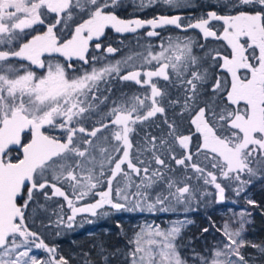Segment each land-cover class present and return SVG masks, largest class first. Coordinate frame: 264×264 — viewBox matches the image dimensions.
<instances>
[{"label": "snow or ice", "instance_id": "snow-or-ice-1", "mask_svg": "<svg viewBox=\"0 0 264 264\" xmlns=\"http://www.w3.org/2000/svg\"><path fill=\"white\" fill-rule=\"evenodd\" d=\"M162 2L190 6L189 0ZM118 3L0 0V264H70L28 223L29 213L48 211L47 202L56 197L71 213L65 219L61 204L59 214L53 213L56 224L71 229L78 214L96 216L105 206L169 212L184 205L187 212L201 181L214 186L223 201L226 186L219 181L236 184L239 195L253 178H264V0H224L228 14L209 11L187 25L179 15L121 19ZM49 17L54 23L46 31L14 46ZM213 22L222 24L217 28ZM145 26L153 29L149 37L168 26L198 29L205 42L213 38L221 46L205 50L206 43L197 45L191 37L169 36L158 52L149 46L114 63H100L97 56L90 61V50L102 48L107 28L135 33ZM197 46L203 55L195 53ZM117 51L106 48L108 54ZM31 66L44 71L37 74ZM115 81L139 90L113 98L112 88L101 85ZM87 197L98 198L77 206ZM247 203L256 206L254 200ZM248 216L241 211L225 220L216 229L221 239L206 256L198 254L200 264H248L241 251L246 246L264 253L244 239ZM190 223L173 221L167 229L143 225L128 240L126 264H186L176 238ZM98 247L107 262L105 249ZM83 255V264H92Z\"/></svg>", "mask_w": 264, "mask_h": 264}, {"label": "rangeland", "instance_id": "rangeland-1", "mask_svg": "<svg viewBox=\"0 0 264 264\" xmlns=\"http://www.w3.org/2000/svg\"><path fill=\"white\" fill-rule=\"evenodd\" d=\"M224 2V1H223ZM199 3V2H198ZM200 5L203 3H207L208 5H211L214 3V0H200ZM199 4L192 5L188 8V10H193L195 7L196 13H194L192 16H187V18L182 13H175L173 15H167V16H174L179 15L182 17L181 24L187 25L188 23H194L197 19H199L203 14L200 11ZM210 7V6H209ZM185 8V7H184ZM187 9V7H186ZM189 13V12H188ZM187 13V14H188ZM117 15V14H116ZM161 16V15H159ZM121 19H124L120 17ZM52 23H54V19L49 17ZM129 19H136V18H129ZM151 19V18H150ZM75 23L78 22V19L74 21ZM47 24L45 22V26L47 27ZM213 24L216 25L217 28H219L220 24L222 22H213ZM73 21L69 22V26H72ZM62 27V26H61ZM149 26H145L144 28L138 29L135 33L127 32V33H117L114 29L107 28L105 30V35L101 40L102 43V49L100 51L93 49L90 50V56L89 59L91 61L92 56H97L101 58L100 63H108L112 62L114 63L116 60H120L122 57L128 55L130 52H146L148 50L149 46H151V50L154 52H158L160 50L159 45L161 42H166L167 38L169 36L176 38V37H184L189 36L199 45V42L202 33L198 29H188L187 31H184L181 28H176L175 26H168L164 29L157 28L155 31L159 33L158 36H151L149 37L147 35L148 31H152ZM108 31H112L114 33L113 38L107 36L111 35L108 34ZM166 32V33H165ZM37 34V33H35ZM34 34V35H35ZM117 35L122 36H132L137 39V37H140L139 44H134L133 40L129 41L130 44H127V39H119L117 38ZM137 36V37H136ZM145 37V38H143ZM31 38V37H30ZM29 38V39H30ZM157 41H153V39ZM139 39V38H138ZM110 42L113 46V48H116L118 51L114 54H108L105 49L106 43L104 42ZM214 39L209 38L207 42H201L206 43L208 49H218L216 43L214 44ZM19 43H23L19 40ZM18 43V44H19ZM142 43V45H140ZM221 43V42H220ZM108 46V45H107ZM104 48V49H103ZM7 50V49H4ZM131 50V51H130ZM195 53L197 54V51L200 55L203 54V52L200 51L199 47L194 48ZM54 59H59L61 62H65L64 58L56 56ZM13 63H23L25 67H27L28 62H17L13 61ZM77 67H80V62H75ZM208 63H211V61H208ZM85 68L89 67L87 65L84 66ZM29 70L36 71L37 74H41L44 70L38 69L36 66H31ZM220 74V73H217ZM117 82V81H116ZM114 83V82H113ZM101 85V87H111L112 85ZM124 83V82H122ZM130 85L133 84L131 82H127ZM119 85V84H118ZM134 86V85H131ZM122 91L121 93H133L139 90V86H136L133 88V91H129L127 89V86L121 87ZM114 89V88H113ZM115 92L111 93L114 95ZM186 134V133H185ZM196 141L194 139L193 145H195ZM192 151H195V147H192ZM203 159V157H201ZM247 179V177L245 178ZM222 183V186H226L225 188V199L223 201H219L217 190L214 188V186L203 185L202 181L198 188L200 191V199H194L191 203L190 210L185 211L184 205H178L176 208V211H169V212H160V211H128V210H120L117 211L115 209H112L110 206H105L104 209L98 210V214L96 216L91 215L90 213H82L78 214L75 218V221L73 222V227L71 229L66 228L65 226H57L55 218L57 219V215L53 213L59 214L60 212V205L63 204L64 212L63 215L66 219L67 215H70V210L67 208L66 201L63 200L61 197L53 198V200L49 201L51 204L47 207L48 211H40L37 215L32 216L31 213H29V227L36 229L39 225H43V230L46 233V237H43L45 240L46 238L50 239V236L53 232V229L55 230V235L59 231L60 235L63 236L65 234H68L70 232L77 233L82 230V228L87 229V234L97 233L100 231L109 232L113 228H118V231H120V234H123L124 236L128 235V240L131 239L136 232L140 230V227H142L145 224H151L153 226L158 225L161 229H167L172 226L173 221L177 220H190L192 223L186 225L181 229L180 235L176 238V244L178 246V250L180 252L181 257L186 261V264H200V261L198 259L199 255H207L208 250L212 248L220 239V233L216 230L217 228L221 227L225 220L229 219H236L238 214L241 211H246L250 213L247 209V206L240 207L238 198H241L245 201V204L249 199L254 200V188H253V182L251 184H248L245 186L244 190L237 195L236 188L237 185L234 183L226 182V181H219ZM100 190V189H98ZM67 191V189H66ZM205 193H207L205 195ZM98 197H87L84 201H81L77 206H81L84 203H92L95 199ZM123 203V201H116ZM44 203V202H43ZM48 203V202H47ZM248 204V203H247ZM131 205H129L130 207ZM100 212H106L107 215H101ZM264 212V208H263ZM233 214H237V216H234ZM248 220H250V223L245 225V232L243 233L244 239L246 241H249L251 243L260 245L264 247V240L262 238L257 239L253 236V222H252V215L247 217ZM233 227H238V225L234 224ZM207 228L208 231L204 232L203 229ZM32 230V229H31ZM33 231V230H32ZM128 240L124 241L125 245L118 248H111V249H105L104 255L108 256L107 262H105L104 258L102 256H99V261L102 264H126L125 261V255L127 251L129 250ZM119 250V252L116 255H111V253L116 252V250ZM242 254L245 256V259L248 261V264H264V253L260 251L259 248H253L250 246H246L242 250ZM33 253L37 256H45L46 253L42 249H34ZM89 256H92L91 253H88ZM85 258V256H84ZM87 258V259H88ZM112 258H116L113 259ZM92 261V259H90Z\"/></svg>", "mask_w": 264, "mask_h": 264}, {"label": "trees", "instance_id": "trees-1", "mask_svg": "<svg viewBox=\"0 0 264 264\" xmlns=\"http://www.w3.org/2000/svg\"><path fill=\"white\" fill-rule=\"evenodd\" d=\"M189 4H190V6H192L195 4L200 5L201 3H200V0H189ZM190 6H188L187 9H186V7L181 8V9H176V8H171L167 5H165L162 2V0H157L156 3H149V0H143V4L141 3V0H119V3L117 4V6L115 8V12L119 17H122L124 19L139 18L142 20H147L150 18L158 17L159 15H166V16L167 15H173L177 12L182 13L187 18L188 12H189L188 14H191V12L193 14V11H194V13L197 12V10L196 11L194 10L195 7L193 8V10H188V8ZM52 22L53 21H51L49 18L46 20V23H52ZM73 24H75L74 21H73ZM59 28H61V26H58V31H59ZM43 31H46L45 25H37L36 31L26 30V33L24 34V37H23V41L25 42L27 39H29L35 33L43 32ZM108 32H109L108 34H111V35L110 36L108 35L107 38H109V37L113 38L114 33L112 31H108ZM117 38L119 39V41L121 39H127V41H126V42H128L127 44H130L131 42L129 43V41L133 40L135 45L139 44V42L141 40L140 37H137V39H136L134 37V35H132V36L117 35ZM143 38H145V37H143ZM157 40H158L157 38H156V40L153 39V41H157ZM21 41H22V39H21ZM104 42L106 43L105 46L112 44L110 42H106V41H104ZM18 43H19L18 41L15 42L14 46L18 47V45H19ZM199 44H201V42H199ZM140 45H142V43H140ZM197 55H200L198 51H197ZM125 83L127 85V89L130 92L133 91V88H135L137 86L135 84H131V85H134V86H131L127 82H125ZM165 83L166 82L161 80L159 86L163 87L165 85ZM113 84L114 85L111 86V88H112L111 93H113V92H115V93H114V95L111 94V96L113 98H115V97L119 96L120 95L119 92L122 91V88H121L122 82H120V81L116 82L115 81ZM168 116L171 117L172 113L168 112ZM192 183L195 185L196 181L193 180ZM253 183H254L253 188H254V198H255L256 206H253V205H250L247 203L245 204V201L242 200L241 198H238V202H239L240 207L247 206L248 211L250 212V214L253 217V219H252V222H253V229L252 230L254 233L253 236L257 239L262 238V240H264V212H263V208H264V178H253ZM200 184H201V182H200ZM200 184L197 185V188H199ZM200 198H201L200 197V191L198 190L197 199H200ZM38 199L41 203L44 202L42 196L38 197ZM50 204H51L50 202L47 203L48 206ZM56 220L57 219L55 218L54 221H56ZM30 229L37 232L41 236V238L46 237L45 236L46 233L43 230V225H39L36 229H34L30 226ZM55 230L56 229H53V232L51 233V235L48 233L51 240H49L48 238H46V240L44 238L43 239H44L45 243L49 244L50 246L51 245L57 246L59 253L64 255L67 259H69L70 264H83V262L85 260L84 255H83L84 253H91L92 256H89L90 258H88V257L87 258L89 260L92 259V264H102L99 261V259H100L99 256H101V255H99V247L98 246L102 245L103 248H105V249L118 248V247L124 246L125 245L124 241L128 240V238H127L128 235L124 236L123 234H120V231H118V228H113L109 232L100 231V232L92 233V234H87L86 233L87 229L82 228V230L77 232V233H74L75 232L74 231V232H70L68 234H65L63 236L55 235ZM113 259H116V258H112V260Z\"/></svg>", "mask_w": 264, "mask_h": 264}, {"label": "flooded vegetation", "instance_id": "flooded-vegetation-1", "mask_svg": "<svg viewBox=\"0 0 264 264\" xmlns=\"http://www.w3.org/2000/svg\"><path fill=\"white\" fill-rule=\"evenodd\" d=\"M224 0H214V3L211 4V5H208L207 3H203L202 5H200V11L201 13L203 14V16H206L207 12L209 11H217L218 14H228V10L226 8H224ZM210 6V7H209ZM224 8V9H223ZM188 16H192V14H187ZM75 25V24H74ZM74 25L70 26V27H74ZM190 37V36H189ZM201 42H205L203 40V37H201L200 39ZM216 43V45H218L217 47L221 46V43L218 42V41H214V44ZM108 46H111L113 47L112 45H108ZM106 46L105 49L108 47ZM102 49V48H101ZM100 49V50H101ZM104 49V48H103ZM98 50V51H100ZM206 50V49H205ZM127 86L126 83H122L121 84V87H125ZM157 122L160 121V117H157ZM49 134L50 135H60V132L58 130H50L49 131Z\"/></svg>", "mask_w": 264, "mask_h": 264}]
</instances>
